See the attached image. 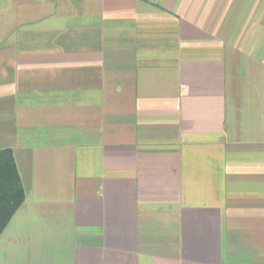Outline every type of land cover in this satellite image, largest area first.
<instances>
[{"label": "crops", "instance_id": "crops-1", "mask_svg": "<svg viewBox=\"0 0 264 264\" xmlns=\"http://www.w3.org/2000/svg\"><path fill=\"white\" fill-rule=\"evenodd\" d=\"M0 264H264V0H0Z\"/></svg>", "mask_w": 264, "mask_h": 264}, {"label": "trees", "instance_id": "trees-1", "mask_svg": "<svg viewBox=\"0 0 264 264\" xmlns=\"http://www.w3.org/2000/svg\"><path fill=\"white\" fill-rule=\"evenodd\" d=\"M24 201L11 153L0 151V235Z\"/></svg>", "mask_w": 264, "mask_h": 264}]
</instances>
